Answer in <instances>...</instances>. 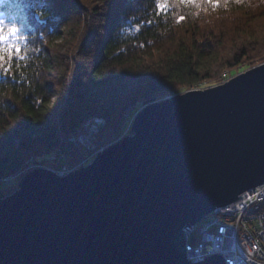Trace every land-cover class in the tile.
I'll use <instances>...</instances> for the list:
<instances>
[{"label":"water","instance_id":"95a60500","mask_svg":"<svg viewBox=\"0 0 264 264\" xmlns=\"http://www.w3.org/2000/svg\"><path fill=\"white\" fill-rule=\"evenodd\" d=\"M264 182V63L142 106L130 133L63 176L0 198V264H224L185 230Z\"/></svg>","mask_w":264,"mask_h":264},{"label":"trees","instance_id":"16d2710c","mask_svg":"<svg viewBox=\"0 0 264 264\" xmlns=\"http://www.w3.org/2000/svg\"><path fill=\"white\" fill-rule=\"evenodd\" d=\"M156 4L0 0V20L14 22L28 48L0 74V198L12 192L3 179L19 180L30 158L51 168L53 150L63 152L58 166L76 158L69 138L93 115L105 118L96 142L106 146L126 135L127 108L264 62V0H167L159 14Z\"/></svg>","mask_w":264,"mask_h":264},{"label":"built area","instance_id":"2783aa9c","mask_svg":"<svg viewBox=\"0 0 264 264\" xmlns=\"http://www.w3.org/2000/svg\"><path fill=\"white\" fill-rule=\"evenodd\" d=\"M104 125V117L87 120L83 132L69 138L77 146L76 158L51 170L63 176L86 166L103 149L97 145L96 136ZM57 154L59 159L63 157L60 149L51 152L53 157ZM190 227L184 238L188 260L197 262L221 254L224 264H264V182L241 193L235 201L216 207Z\"/></svg>","mask_w":264,"mask_h":264},{"label":"snow or ice","instance_id":"6c2138e0","mask_svg":"<svg viewBox=\"0 0 264 264\" xmlns=\"http://www.w3.org/2000/svg\"><path fill=\"white\" fill-rule=\"evenodd\" d=\"M180 2L194 3L195 0H180ZM209 2L211 3L212 0H209ZM156 7L158 14L165 11L168 7L167 0L164 3L157 0ZM180 19H183V17H180ZM26 39L27 37L22 34L21 29L14 22L6 23L0 20V74H9L14 60L17 62V68L20 66V61L26 60L28 51L26 44H24Z\"/></svg>","mask_w":264,"mask_h":264},{"label":"rangeland","instance_id":"374dc122","mask_svg":"<svg viewBox=\"0 0 264 264\" xmlns=\"http://www.w3.org/2000/svg\"><path fill=\"white\" fill-rule=\"evenodd\" d=\"M262 63H264V62H262ZM258 64H261V63H258ZM258 64H256V65H258ZM255 65V66H256ZM254 67V66H253ZM250 68H252V67H248L247 68V66H243L242 68H236V69H234L233 71H231V73L229 74V75H231V76H229V75H227L228 76V78L226 79V80H228L230 77H232V76H234V75H236V74H238V73H240V72H242V71H245V70H247V69H250ZM225 75V76H226ZM225 80V81H226ZM224 82V81H223ZM223 82H221V83H223ZM221 83H218V84H221ZM217 83H213V82H202V83H200V84H198L197 85V87H195V88H192V89H206V88H208V87H211V86H215V85H218ZM188 90H191V89H183V88H179V89H177V90H175V91H173V93L171 94V95H169V96H166L165 98H169V97H171V96H173V95H177V94H180V93H184L185 91H188ZM53 98V97H52ZM165 98H163V99H165ZM53 100V99H52ZM142 107V106H141ZM140 107V108H141ZM140 108H138L137 110H136V112L140 109ZM134 111V112H133ZM126 114H127V116H128V123H129V125H128V127L126 128V135L127 134H129L128 132H129V130H130V123H131V120H132V118H133V116L135 115V110L134 109H132V108H127V110H126ZM96 116H100V117H103L102 115H93L92 116V118L93 117H96ZM105 119V118H104ZM87 122V121H86ZM85 125H86V123L84 124V127H83V130H84V128H85ZM104 127V126H103ZM83 130L79 133V134H81L82 132H83ZM78 134V135H79ZM77 135V136H78ZM74 137H76V136H74ZM122 136H120L119 138H121ZM118 138V139H119ZM118 139H114V140H111L107 145H109V144H111V143H113V142H115L116 140H118ZM106 145V146H107ZM98 146H100V145H98ZM74 147L76 148V151H77V146H75L74 145ZM100 147H105L104 145L103 146H100ZM60 155V154H59ZM61 159H63V157L62 158H60L59 159V156H58V154H57V156L56 157H53L52 155H51V152H49V154L48 155H46L45 156V160H47V161H49V162H53V164L54 165H56L57 163H59L60 162V160ZM70 161V160H69ZM61 163V162H60ZM69 162H67L66 164H68ZM89 163V162H88ZM87 163V164H88ZM37 166H40V167H43V168H47V169H50L51 170V167H47L45 164H42V163H35L31 158L28 160V162H27V165H26V167H25V169H26V171H29V170H31L32 168H34V167H37ZM20 174V172L19 173H16L15 174V176H11V177H6V178H4L3 179V181H2V184L3 185H6L7 187H9V188H12V192L16 189V188H14V186H12V184L13 183H16L17 182V184H18V181L19 180H17V176ZM257 186H259V185H257ZM257 186H255V187H257ZM255 187H253V188H251L250 190H254L255 189ZM246 191H248V190H246ZM240 195V194H239ZM238 195V196H239ZM237 199V198H236ZM235 199V200H236ZM234 200V201H235Z\"/></svg>","mask_w":264,"mask_h":264}]
</instances>
